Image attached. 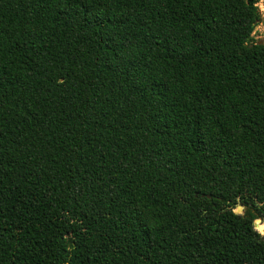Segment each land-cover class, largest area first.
Listing matches in <instances>:
<instances>
[{"label": "trees", "instance_id": "1", "mask_svg": "<svg viewBox=\"0 0 264 264\" xmlns=\"http://www.w3.org/2000/svg\"><path fill=\"white\" fill-rule=\"evenodd\" d=\"M257 2L0 0V264H264Z\"/></svg>", "mask_w": 264, "mask_h": 264}, {"label": "rangeland", "instance_id": "2", "mask_svg": "<svg viewBox=\"0 0 264 264\" xmlns=\"http://www.w3.org/2000/svg\"><path fill=\"white\" fill-rule=\"evenodd\" d=\"M257 8H258V13H259V19L253 29L251 38L255 42L264 43V0H258ZM254 228L257 232L258 230L261 232V228L258 227L257 228L258 230H257L255 224H254Z\"/></svg>", "mask_w": 264, "mask_h": 264}, {"label": "water", "instance_id": "3", "mask_svg": "<svg viewBox=\"0 0 264 264\" xmlns=\"http://www.w3.org/2000/svg\"><path fill=\"white\" fill-rule=\"evenodd\" d=\"M263 45H264V43H263ZM238 210L236 209V214H241L242 213V211H243V207L241 206V205H238ZM260 222H263L262 220H260V219H256L255 221H254V223L253 224H255V223H260ZM261 235V237H262V239L264 240V235L263 234H260Z\"/></svg>", "mask_w": 264, "mask_h": 264}, {"label": "bare ground", "instance_id": "4", "mask_svg": "<svg viewBox=\"0 0 264 264\" xmlns=\"http://www.w3.org/2000/svg\"><path fill=\"white\" fill-rule=\"evenodd\" d=\"M261 234H263V235H264V231H261Z\"/></svg>", "mask_w": 264, "mask_h": 264}]
</instances>
